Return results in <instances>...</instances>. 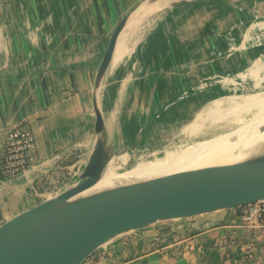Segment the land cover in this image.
Segmentation results:
<instances>
[{"label":"crops","instance_id":"0c3cea01","mask_svg":"<svg viewBox=\"0 0 264 264\" xmlns=\"http://www.w3.org/2000/svg\"><path fill=\"white\" fill-rule=\"evenodd\" d=\"M143 1L0 0V154L16 125L35 140L32 165L10 177L0 174V225L65 190L82 169L94 140L96 72L121 17L134 10L100 96L115 150L125 132L139 138L140 127L131 135L134 121L155 105L180 101V88L196 86L198 73L213 68L225 36H238L248 22L254 3L199 0L153 12L139 10ZM59 167L61 181L45 179ZM252 224L241 207L158 222L108 242L82 264H264V232Z\"/></svg>","mask_w":264,"mask_h":264},{"label":"water","instance_id":"95a60500","mask_svg":"<svg viewBox=\"0 0 264 264\" xmlns=\"http://www.w3.org/2000/svg\"><path fill=\"white\" fill-rule=\"evenodd\" d=\"M197 1L144 0L138 8L158 12ZM132 12L121 17L112 30L96 72L94 140L82 169L53 199H45L0 225V264H82L108 242L149 225L264 201V151L233 163L173 172L105 193L83 194L99 182L113 160L114 154L107 150L100 161L99 96L116 42Z\"/></svg>","mask_w":264,"mask_h":264},{"label":"rangeland","instance_id":"374dc122","mask_svg":"<svg viewBox=\"0 0 264 264\" xmlns=\"http://www.w3.org/2000/svg\"><path fill=\"white\" fill-rule=\"evenodd\" d=\"M249 1L254 3L248 22L242 26L240 24L238 36L231 34L225 36V47L218 49L213 55V68L198 73L196 86L180 88L175 93V97L182 95L180 101L170 105L171 100H169L162 103L164 105H155L152 111H147L145 118L143 116L139 122L134 121L131 135L139 127L140 133L137 141L135 140L137 144L132 150L131 146L135 141L125 134L126 132L124 133L113 156V160H118L115 164V172L120 169L129 170L132 166L144 162L163 144L169 143L175 137L183 138L182 131L189 128L198 114L204 115V120H201L203 122L201 138L219 134L226 125L229 130L236 129V125L228 124L232 120L231 116L225 117L223 122L214 120L220 119V116L224 117V109L229 102L239 103L250 94L264 92V81L260 84L257 82L258 75L264 73V69L259 70L260 63L264 62V56L257 53L260 47L264 48L262 44L264 43V0ZM141 37H145V34ZM204 60L198 62L201 70L200 63ZM214 108L216 114L212 112ZM213 124L218 127L211 128ZM122 158L125 161L120 168L119 159Z\"/></svg>","mask_w":264,"mask_h":264},{"label":"bare ground","instance_id":"6f19581e","mask_svg":"<svg viewBox=\"0 0 264 264\" xmlns=\"http://www.w3.org/2000/svg\"><path fill=\"white\" fill-rule=\"evenodd\" d=\"M100 96L101 161L107 150L114 154L115 149L109 139L108 124L100 104ZM212 112L216 114L215 108ZM229 116L232 117V120L227 123L236 125L235 130H229L226 125L219 134L201 138L200 135L203 132L201 120H204V115L198 114L188 126L189 128L182 131L183 138L175 137L169 143L163 144L141 164L134 165L129 170L120 169V171L115 172V164L118 160L110 161L99 182L83 194L94 191L105 193L138 181L173 172L233 163L264 151V93L250 94L239 103L229 102L224 109V117L220 116V119L214 121L223 122L225 117ZM217 127L216 124H213L211 128L216 129ZM119 160L121 161L119 164L121 168L125 160L124 158ZM59 193L60 191L56 192L46 200L53 199Z\"/></svg>","mask_w":264,"mask_h":264},{"label":"built area","instance_id":"2783aa9c","mask_svg":"<svg viewBox=\"0 0 264 264\" xmlns=\"http://www.w3.org/2000/svg\"><path fill=\"white\" fill-rule=\"evenodd\" d=\"M35 140L32 133L22 125L8 130L1 147L0 174L13 176L23 171L34 162ZM45 179L58 183L64 178V167H59L44 174ZM243 219L258 226L264 232V201L241 206ZM251 225V226H252Z\"/></svg>","mask_w":264,"mask_h":264}]
</instances>
